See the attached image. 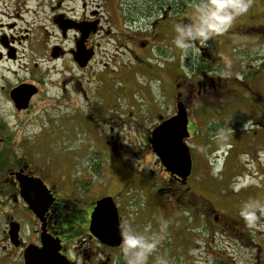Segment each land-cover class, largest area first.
<instances>
[{
  "label": "flooded vegetation",
  "instance_id": "flooded-vegetation-1",
  "mask_svg": "<svg viewBox=\"0 0 264 264\" xmlns=\"http://www.w3.org/2000/svg\"><path fill=\"white\" fill-rule=\"evenodd\" d=\"M183 5L182 0H0V109L6 103L21 121L13 125L0 113V264H26L27 251L39 254L32 257L31 264H126L121 251L124 230L131 227L135 232H146L143 221L134 224L130 220L122 199L107 195L104 197L114 199L122 238L117 246L102 243L91 220L97 202L104 197L86 201L74 192L67 193L74 181L57 179L52 167L44 168L22 154L12 153L13 147L6 145L20 139L22 129L34 115L46 108L58 112L46 116L45 121H34L41 126L36 131L37 142L46 139L49 147L73 137L79 142L84 104V119L94 128L96 140L106 144L114 166L121 171L128 153L125 142H149L156 127L178 114V105L187 112L191 139L197 129L192 118L195 111L215 112L213 107L208 108L214 97L230 105L226 99L233 95L234 88L239 89L236 94L241 90L249 93L239 119V134L228 132L214 145L206 135L198 134L197 142L203 143L202 157L210 156L204 170L197 171L193 155L192 174L186 182L167 174L168 179L159 188L162 184L152 180L151 187L154 191L158 186L155 193L159 196L152 205L153 212L166 214V208L189 207L188 222L204 223L207 237L211 233L213 239L222 231L239 240L241 246L254 244L258 262L252 264H264L263 233L253 230L264 223V201L256 198L254 184L236 190L249 173L264 177V103L259 91L251 87L252 81L264 77V23L252 24L250 18L248 24L235 28V34L247 38L259 35L245 47L254 54L244 57L247 62L238 61L237 69L230 70L201 40L194 39L190 43L199 48V54L193 55L191 72L183 74L181 48L174 43L175 27L195 26L198 19L197 13L193 18L184 16L190 10ZM260 45L262 48L257 49ZM102 46L112 48L116 56L120 52L123 60L117 61L106 50L110 62L103 63L99 59ZM101 65L104 70L100 72ZM140 78L148 79L152 87H141ZM118 81L125 84L129 97L121 108L111 102ZM13 93L22 103L17 104ZM220 107L227 116L230 114L228 105ZM124 108L129 109L128 115L115 111ZM198 111L197 115H204ZM128 130L135 132L126 135ZM24 147L28 149L26 143ZM25 185L34 188L32 194L39 197L24 198ZM199 186L208 188L209 196ZM261 187L264 191V183ZM166 191L173 197L161 198ZM211 194L218 197L210 198ZM215 200L236 207L221 211ZM243 201L259 203L248 207ZM248 213L253 214L251 221L245 220ZM167 222L165 226H173L171 220ZM226 248L236 249L230 244ZM44 252L49 256L37 261Z\"/></svg>",
  "mask_w": 264,
  "mask_h": 264
},
{
  "label": "rangeland",
  "instance_id": "rangeland-1",
  "mask_svg": "<svg viewBox=\"0 0 264 264\" xmlns=\"http://www.w3.org/2000/svg\"><path fill=\"white\" fill-rule=\"evenodd\" d=\"M184 16L193 18L190 12L189 14H184ZM182 17L183 15H181V18ZM250 18L253 19L252 24L257 25L264 23V0H248L247 10L236 15L231 24L224 31L202 41V43L205 44L203 46L208 47L213 54L219 56L220 60L225 62L230 70L237 69L238 61L247 62V58L245 59L244 57L254 54V50L250 51L245 49V47L249 45V41L244 39L240 34H235V28L241 24H248ZM255 19L256 21H254ZM258 36L259 35L256 34L254 38ZM259 48H262V46L260 45L257 47V49ZM196 49L199 51L198 47H196ZM106 50H110L111 55L114 54L112 48L102 46L99 59L103 63L110 62L106 57ZM191 50L192 48H189L187 54H185L184 50L181 49L182 60L180 62L183 74L191 72V69L194 68L195 65V58L193 55L198 56L199 54L198 51L193 52V50ZM258 53L260 52H257V55ZM118 54V56L114 54L113 57H115L117 61H122L123 59L120 56L121 53L119 52ZM108 68L109 70L111 69L110 66H108ZM103 70L104 65H101L98 71L101 72ZM54 79H56V77H54ZM147 81L148 79L145 80L141 78L138 80L141 87L145 85L152 87V84ZM126 85L130 86L127 83ZM251 87L254 91H259L263 97L262 102L264 103V77H259L252 81ZM234 90L235 92H232L233 95H230V99H226L232 106L227 104L222 98L214 97L209 101V104H212L208 108L213 107L215 112L208 114L206 110L198 111L199 108L192 117L193 121L197 124V129L194 130L195 126H191L190 130L194 131L192 133V138L187 140L186 144L189 146L191 156L194 155L195 157L197 171L198 169L204 170L206 160L210 157H202L203 143L197 142L199 141L197 138L198 134L201 136L206 135L212 145L216 144L215 142L222 136L227 135L228 132L236 131L237 134H239L238 127L241 121L239 119L241 118V111H243L242 108L248 100L249 93L241 90L240 94H236L239 89L234 88ZM128 98L125 84L122 81H118L115 86V94L111 101L112 104L117 108H121L127 103ZM223 103L228 105L230 109V114L228 116L220 107ZM84 108L85 106L83 104L81 109V140L78 139L81 143L75 141V137L52 144L51 147L47 145L46 139L37 142L38 135L36 134L40 131L39 129L41 126L34 121L37 119L45 121L46 116H52V114L56 116L58 114L57 111H51L46 108L39 112V115H34L24 126L20 139L16 138L6 146L13 147L12 153L17 155L22 154L34 164H40L44 168L52 167L55 178L65 182L74 181L72 188H70L69 191L66 190L67 193L74 192L77 197L86 201H93L98 197L107 195L122 199V208L128 213L130 220L134 224L136 222L138 224V221L141 220L143 224L140 222L139 224L146 227L144 228L146 232H140V229H137V232H140V234L144 236L149 235L150 238L155 235H157L155 237H159V242L155 250L149 254L152 258L149 259V264H158V260L161 261V264H252V262H258V258L256 257L257 248H255L256 246L254 244L251 247L245 245L241 246L239 240L235 239V237H228L225 233L222 234V231L218 235L214 233L215 238L212 239L210 237L211 233L208 237L206 236L208 230L205 228L204 223L188 222L189 215L191 214V209L189 207H182L179 210L171 207L169 209L166 208V214L158 210L153 212L152 205L155 204V200L159 196L155 193V189L158 188V186H155L154 191L151 187L152 180H154V184L158 185V182L162 184L168 179V175L162 170L150 146L147 145L145 140L125 142V149L128 153L124 158V164H122V168L124 169L118 171L113 164L112 155L107 150L106 144L101 140H96L93 134L94 128L84 119L86 114L83 110ZM115 111L119 115H128L129 113V109L126 108ZM197 111L204 115H197ZM35 112L37 111L35 110ZM69 112L71 113L72 111L70 110ZM0 113L6 121H9L13 125L21 122H19L17 116L6 103L1 107ZM199 121L201 125H199ZM207 126H211V130ZM248 128L249 127H246L245 129ZM142 129L146 131V127ZM128 131L129 133L126 135H132L135 132V130ZM34 132L36 133L32 134ZM12 134H16V132L13 131ZM133 138L136 139L134 136ZM25 143L28 145V149L24 147ZM80 149L81 154H78ZM118 150L122 155L123 152L120 149ZM204 150L205 152L208 150L207 143L204 146ZM220 156H222V154H220ZM75 157H77V159H75ZM79 169H81V179ZM125 169L126 172L124 171ZM150 178L152 179L150 180ZM245 178L246 180L243 183H241V181L238 182L236 190H242L244 186L254 184L257 189L256 198L264 201V191L261 187V184L264 183V177L260 178L258 175L252 176L249 173ZM163 185L164 184L159 188H162ZM199 188L202 189L200 190L202 193L209 196L210 191L208 188L204 189V187L201 186H199ZM160 197L172 198L173 193L166 191L162 193ZM211 197L217 198L218 196L211 194L210 198ZM246 203L247 201H243V205L251 207L259 202L254 203L250 201ZM215 204L221 211L228 209L229 206L236 207L234 203H230L228 206L223 200H215ZM169 220L172 221L174 227L170 225L169 228L164 225ZM1 228L3 229L2 223ZM253 230L263 233L261 243L264 248V223L261 224L260 229ZM2 237L3 236L0 235V245ZM228 244L232 247H236V249L228 250L226 248ZM263 252L262 250V253ZM254 255L255 260H253Z\"/></svg>",
  "mask_w": 264,
  "mask_h": 264
},
{
  "label": "water",
  "instance_id": "water-1",
  "mask_svg": "<svg viewBox=\"0 0 264 264\" xmlns=\"http://www.w3.org/2000/svg\"><path fill=\"white\" fill-rule=\"evenodd\" d=\"M20 103L22 102L19 101L18 104ZM187 125L188 118L186 110L181 105L178 107L177 117L163 123L154 130L151 139L153 152L158 156L166 171L172 175L181 177L184 182L190 176L192 169L190 150L184 142V140L189 137ZM34 191V188L29 189L27 185H25L22 190L23 197H39L36 194H32ZM91 224L94 233L102 243L110 246L119 245L122 233L119 227L117 208L112 197H105L97 202V206L92 214ZM41 254L42 255L38 257L37 261L41 259L43 255L49 256L45 252ZM37 255L39 254L33 253V251H27L25 255L26 264H31L32 257Z\"/></svg>",
  "mask_w": 264,
  "mask_h": 264
},
{
  "label": "clouds",
  "instance_id": "clouds-1",
  "mask_svg": "<svg viewBox=\"0 0 264 264\" xmlns=\"http://www.w3.org/2000/svg\"><path fill=\"white\" fill-rule=\"evenodd\" d=\"M248 8V0H209L197 8L198 19L195 26L176 25L177 36L174 43L184 50L192 48L198 51L190 43L194 39L201 41L208 39L217 33L224 31L232 22L234 17L245 12ZM253 214L245 215L246 221H251ZM159 237L147 238L128 227L123 232L122 253L126 264H146L149 254L155 250ZM158 264L161 261L158 260Z\"/></svg>",
  "mask_w": 264,
  "mask_h": 264
},
{
  "label": "trees",
  "instance_id": "trees-1",
  "mask_svg": "<svg viewBox=\"0 0 264 264\" xmlns=\"http://www.w3.org/2000/svg\"><path fill=\"white\" fill-rule=\"evenodd\" d=\"M208 2L209 0H182V3L184 4L183 7L186 6V10H190V13H192L193 17L197 13L196 9L198 8V6L206 4Z\"/></svg>",
  "mask_w": 264,
  "mask_h": 264
}]
</instances>
